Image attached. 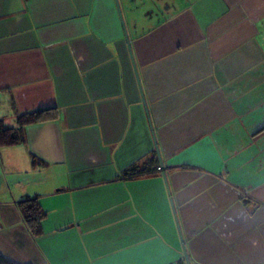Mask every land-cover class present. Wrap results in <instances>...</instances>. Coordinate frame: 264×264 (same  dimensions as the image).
<instances>
[{
	"label": "crops",
	"instance_id": "0c3cea01",
	"mask_svg": "<svg viewBox=\"0 0 264 264\" xmlns=\"http://www.w3.org/2000/svg\"><path fill=\"white\" fill-rule=\"evenodd\" d=\"M39 110L0 147L7 260L264 264V0H0V119Z\"/></svg>",
	"mask_w": 264,
	"mask_h": 264
},
{
	"label": "trees",
	"instance_id": "16d2710c",
	"mask_svg": "<svg viewBox=\"0 0 264 264\" xmlns=\"http://www.w3.org/2000/svg\"><path fill=\"white\" fill-rule=\"evenodd\" d=\"M44 110L22 113L17 116L15 126H7L0 119V147L11 146L22 143L24 141L23 129L26 125L35 123L43 119ZM44 161L36 155H32V165L41 166ZM158 168L157 154L154 152L151 155L143 158L140 161L134 162L118 174L120 179H135L140 176L153 174ZM23 220L28 227L30 233L34 236L41 234V222L46 217V211L40 203L38 195L25 196L18 202ZM0 264H16L7 260L0 254Z\"/></svg>",
	"mask_w": 264,
	"mask_h": 264
},
{
	"label": "water",
	"instance_id": "95a60500",
	"mask_svg": "<svg viewBox=\"0 0 264 264\" xmlns=\"http://www.w3.org/2000/svg\"><path fill=\"white\" fill-rule=\"evenodd\" d=\"M156 153H157V158H158V162H159V164H160V168H162V163H161V160H160V155H159V152L156 150ZM164 174V173H163ZM186 253V252H185ZM185 259H186V263L187 264H189L188 263V257H187V255L185 254Z\"/></svg>",
	"mask_w": 264,
	"mask_h": 264
},
{
	"label": "built area",
	"instance_id": "2783aa9c",
	"mask_svg": "<svg viewBox=\"0 0 264 264\" xmlns=\"http://www.w3.org/2000/svg\"><path fill=\"white\" fill-rule=\"evenodd\" d=\"M158 169H159V167H158Z\"/></svg>",
	"mask_w": 264,
	"mask_h": 264
},
{
	"label": "rangeland",
	"instance_id": "374dc122",
	"mask_svg": "<svg viewBox=\"0 0 264 264\" xmlns=\"http://www.w3.org/2000/svg\"><path fill=\"white\" fill-rule=\"evenodd\" d=\"M160 168V167H159Z\"/></svg>",
	"mask_w": 264,
	"mask_h": 264
}]
</instances>
